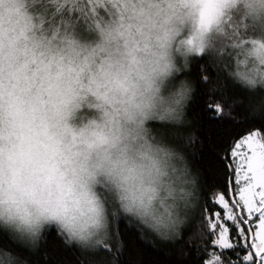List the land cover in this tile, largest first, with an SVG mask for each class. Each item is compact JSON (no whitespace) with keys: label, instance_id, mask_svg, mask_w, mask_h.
Wrapping results in <instances>:
<instances>
[{"label":"clouds","instance_id":"1","mask_svg":"<svg viewBox=\"0 0 264 264\" xmlns=\"http://www.w3.org/2000/svg\"><path fill=\"white\" fill-rule=\"evenodd\" d=\"M200 85L224 118L264 119V0H0V233L34 250L54 228L98 264H118L121 220L193 239Z\"/></svg>","mask_w":264,"mask_h":264},{"label":"snow or ice","instance_id":"2","mask_svg":"<svg viewBox=\"0 0 264 264\" xmlns=\"http://www.w3.org/2000/svg\"><path fill=\"white\" fill-rule=\"evenodd\" d=\"M205 107L223 127L209 164L226 177L211 181L202 194V227L192 239L197 248L203 245L200 264H264V119L223 124L220 103L208 98Z\"/></svg>","mask_w":264,"mask_h":264},{"label":"trees","instance_id":"3","mask_svg":"<svg viewBox=\"0 0 264 264\" xmlns=\"http://www.w3.org/2000/svg\"><path fill=\"white\" fill-rule=\"evenodd\" d=\"M199 72L198 63L193 64L192 75L197 76ZM212 72V68H208ZM229 99L236 96H244L243 90L235 86H229L226 90ZM209 91L205 86L200 85L198 93L189 108V115L193 119L189 131L195 129L197 139L193 147L195 151L189 154L190 161L194 169H199L202 181L207 185L217 179L225 178L226 173L223 169L210 166L212 159L210 149L213 142H219L223 127L221 121L210 117L211 109L205 107L208 103ZM212 95H218L212 93ZM238 115L245 112L244 104H238L234 110ZM232 120L224 119L223 124H229ZM203 203V195H202ZM191 226L184 230V237L175 243L154 240L149 242L142 239L141 235L134 227H128L123 220L120 221L119 233L123 240V247L115 251V259L118 264H200L204 259L200 248L195 246L196 242L189 237ZM0 249H7L9 259H16L26 264H98L103 258L111 253H85L76 246L66 245L54 228L49 229L46 238L36 249H30L14 240L7 234L0 233Z\"/></svg>","mask_w":264,"mask_h":264}]
</instances>
